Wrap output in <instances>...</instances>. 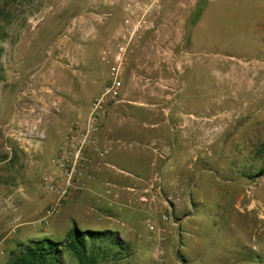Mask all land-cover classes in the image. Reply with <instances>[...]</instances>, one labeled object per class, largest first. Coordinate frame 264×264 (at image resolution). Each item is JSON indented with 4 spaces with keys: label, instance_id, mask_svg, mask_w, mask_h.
Returning <instances> with one entry per match:
<instances>
[{
    "label": "rangeland",
    "instance_id": "obj_1",
    "mask_svg": "<svg viewBox=\"0 0 264 264\" xmlns=\"http://www.w3.org/2000/svg\"><path fill=\"white\" fill-rule=\"evenodd\" d=\"M0 10V264L75 224L118 234L126 249L113 264H264V0H0ZM141 14L154 27L131 34L123 20ZM128 38L120 98L46 221L57 194L42 177L62 181L57 154L109 79L101 52ZM46 66L54 100L39 90ZM18 119L35 120L37 135H5ZM139 152L152 167L134 162Z\"/></svg>",
    "mask_w": 264,
    "mask_h": 264
},
{
    "label": "built area",
    "instance_id": "obj_2",
    "mask_svg": "<svg viewBox=\"0 0 264 264\" xmlns=\"http://www.w3.org/2000/svg\"><path fill=\"white\" fill-rule=\"evenodd\" d=\"M123 22L132 25L131 34H134L141 27L147 29L154 27L153 22L147 20L145 14L139 15L135 22H130L129 18H125ZM129 43L130 38L119 42L113 50L105 48L101 52V58L108 66L109 79L93 97L84 121H73L68 131L67 142L57 154L58 169L63 174L62 181L59 183L52 174L48 173H45L42 177L44 187L57 194L55 203L46 210V221L54 213L55 209L61 205L63 197L73 185V175L84 160V148L92 141V135L101 129V117L104 115L107 106L120 98L122 66L126 59ZM32 77L33 74L30 78ZM2 131L5 135L16 134L29 138L36 136L38 132L35 120L31 119L26 122L21 120L7 122L4 124ZM89 175H92L91 171ZM141 198L144 199V197ZM162 219H167V216L163 214ZM156 225L157 223H150L149 227L153 228ZM157 264H162L161 260Z\"/></svg>",
    "mask_w": 264,
    "mask_h": 264
},
{
    "label": "trees",
    "instance_id": "obj_3",
    "mask_svg": "<svg viewBox=\"0 0 264 264\" xmlns=\"http://www.w3.org/2000/svg\"><path fill=\"white\" fill-rule=\"evenodd\" d=\"M259 151L264 153V143ZM17 245L1 264H62L65 255L77 264H113L126 249L115 231L82 229L76 224L61 240L46 236Z\"/></svg>",
    "mask_w": 264,
    "mask_h": 264
},
{
    "label": "crops",
    "instance_id": "obj_4",
    "mask_svg": "<svg viewBox=\"0 0 264 264\" xmlns=\"http://www.w3.org/2000/svg\"><path fill=\"white\" fill-rule=\"evenodd\" d=\"M45 75H46V86L41 87L39 90H43L46 93L43 95V98H46L48 100H50V98H52V100H54L53 96H52V91L57 89L55 86V80H56V76L53 75V72L50 70L49 66H46L45 68ZM101 89V86L98 88V91ZM97 91V92H98ZM19 120V119H18ZM171 143H170V147H171V151L173 152V137L171 138ZM109 148L111 149V144H109ZM153 156V155H152ZM108 159L110 160V162L116 164L113 160V158L111 156L108 155ZM134 162H136L139 166H144L147 168L152 167V164L149 163L150 161L147 159V161L145 162L144 160H141L140 157V152H139V156H135L134 157ZM113 165V164H112ZM167 166V164L165 165ZM132 173V172H131ZM133 173H142V171H139L138 169H134ZM112 174V172H111ZM114 174V173H113ZM130 174V173H129ZM133 175V174H131Z\"/></svg>",
    "mask_w": 264,
    "mask_h": 264
}]
</instances>
